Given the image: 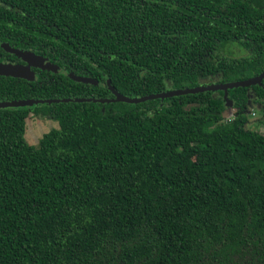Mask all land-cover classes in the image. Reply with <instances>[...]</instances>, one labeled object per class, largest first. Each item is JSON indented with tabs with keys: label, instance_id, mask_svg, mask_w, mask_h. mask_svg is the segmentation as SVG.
I'll list each match as a JSON object with an SVG mask.
<instances>
[{
	"label": "trees",
	"instance_id": "1",
	"mask_svg": "<svg viewBox=\"0 0 264 264\" xmlns=\"http://www.w3.org/2000/svg\"><path fill=\"white\" fill-rule=\"evenodd\" d=\"M5 43L58 70L0 75V101L245 80L264 71V1L0 0V61L23 64ZM224 96L0 108V264H264V122L246 113L264 77ZM29 113L58 123L37 145Z\"/></svg>",
	"mask_w": 264,
	"mask_h": 264
},
{
	"label": "water",
	"instance_id": "2",
	"mask_svg": "<svg viewBox=\"0 0 264 264\" xmlns=\"http://www.w3.org/2000/svg\"><path fill=\"white\" fill-rule=\"evenodd\" d=\"M264 1V0H263ZM3 47L6 50H9L10 52H13L17 57L21 58L24 63L23 64H14V63H8V62H1L0 61V75L4 76H11V77H18L23 78L26 80H33L28 75L35 74V71L33 68H39L43 70H50L52 72H56L58 70L57 65L52 63L49 58L37 55L29 50H19L14 48H9L8 44H3ZM72 79L76 81H84V82H90V83H97L96 80L90 78V77H77L73 74H69ZM264 77V71L259 74L256 77H252L245 80H238V81H231L226 83H207V84H201L195 87H188L183 89H172L164 92L159 93H152L140 97H128L121 93H118L114 90L113 87H110L111 90L114 93V97L111 99L108 98H63V99H34V98H28V99H14L10 101H0V108H6V107H21V106H30L32 104H39V103H52V102H83V101H92V102H117V101H123L127 103H139L143 102L145 100L150 99H156V98H164V97H170L174 95H181V94H187V93H196V92H203V91H216L219 89H222L225 91V98L227 89L238 87V86H250L255 83H261V79ZM232 104V102L227 99L226 105Z\"/></svg>",
	"mask_w": 264,
	"mask_h": 264
},
{
	"label": "rangeland",
	"instance_id": "3",
	"mask_svg": "<svg viewBox=\"0 0 264 264\" xmlns=\"http://www.w3.org/2000/svg\"><path fill=\"white\" fill-rule=\"evenodd\" d=\"M232 54L233 56L240 57L245 55V51H242L241 49L237 47H232ZM31 79L36 78V74H30L28 75ZM219 79V75H216L215 77H211L209 79H205L202 82L203 83H215ZM249 99H254V94L252 90H249ZM247 115L248 117V124L247 127L257 130L259 132H262L263 130V122H264V113L261 103H250L248 106ZM236 109L232 107V104H227L225 110L222 113V116L225 120L231 119L234 117ZM58 123L56 120L36 116L33 113H29L25 120V140L29 145H37L40 137L48 132L49 130L53 128H57Z\"/></svg>",
	"mask_w": 264,
	"mask_h": 264
},
{
	"label": "flooded vegetation",
	"instance_id": "4",
	"mask_svg": "<svg viewBox=\"0 0 264 264\" xmlns=\"http://www.w3.org/2000/svg\"><path fill=\"white\" fill-rule=\"evenodd\" d=\"M35 74H36V72H35ZM249 90H252V89L249 87L247 91L249 92ZM252 91H253V90H252ZM253 94H254V93H253ZM248 96H249V94H248ZM254 96H255V94H254ZM255 97H256V96H255ZM255 97H254V98H255Z\"/></svg>",
	"mask_w": 264,
	"mask_h": 264
}]
</instances>
